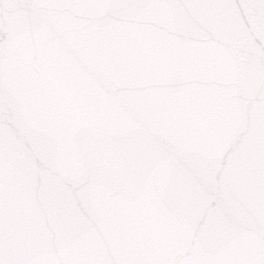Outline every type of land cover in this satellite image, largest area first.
Instances as JSON below:
<instances>
[{
	"label": "water",
	"instance_id": "95a60500",
	"mask_svg": "<svg viewBox=\"0 0 264 264\" xmlns=\"http://www.w3.org/2000/svg\"><path fill=\"white\" fill-rule=\"evenodd\" d=\"M0 264H264V0H0Z\"/></svg>",
	"mask_w": 264,
	"mask_h": 264
}]
</instances>
